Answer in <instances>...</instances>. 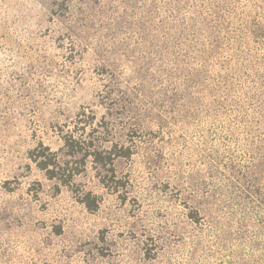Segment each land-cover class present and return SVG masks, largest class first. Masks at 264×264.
<instances>
[{
    "label": "rangeland",
    "instance_id": "374dc122",
    "mask_svg": "<svg viewBox=\"0 0 264 264\" xmlns=\"http://www.w3.org/2000/svg\"><path fill=\"white\" fill-rule=\"evenodd\" d=\"M184 5L0 0V264H264L254 111L235 115L245 90L202 94L176 73ZM66 133L85 140L72 157ZM115 144L130 155L84 156ZM49 151L69 187L30 159Z\"/></svg>",
    "mask_w": 264,
    "mask_h": 264
},
{
    "label": "trees",
    "instance_id": "16d2710c",
    "mask_svg": "<svg viewBox=\"0 0 264 264\" xmlns=\"http://www.w3.org/2000/svg\"><path fill=\"white\" fill-rule=\"evenodd\" d=\"M184 6L187 15L182 27L183 48L186 50V60L195 63L193 66L189 62L188 66L182 65L176 73L185 71L183 75H186L189 82L199 78L200 86L194 83L193 87L202 89V94L219 96L233 90H245L242 94L248 99L247 107L234 100L233 102L238 104L235 115L238 119L244 118L250 114L247 113L248 110L243 109H253L254 113L247 128L254 133L247 132V135L249 138L255 136L254 140L261 145L258 149L263 151L260 154L258 150L256 157L254 146L251 144L246 151L250 162L259 158L264 160V0H185ZM210 82L212 84L209 86ZM190 98L187 99L188 103ZM220 107L224 109L223 106ZM256 126L257 132L253 130ZM62 141L70 157L79 153L85 142L67 133L63 134ZM102 152L103 150L97 149L87 152L85 149L84 156L90 157L91 161L102 162L105 167L112 164L116 157H127L131 153L128 148L118 147L117 144L104 150V155ZM30 159L39 169L44 170L48 179H56L60 184L69 187L74 174L63 171L68 170L67 162L65 165L57 163L50 151L49 155L41 153L37 158ZM238 167L241 166L238 164L236 168ZM111 171L113 173V170ZM101 182L109 185L102 179ZM250 189H254L257 196L264 200V186L261 188V185H258ZM75 193L77 200L87 210H96V194L86 190ZM190 218L198 222L196 216L192 215Z\"/></svg>",
    "mask_w": 264,
    "mask_h": 264
}]
</instances>
